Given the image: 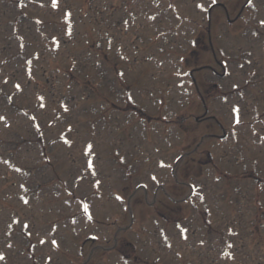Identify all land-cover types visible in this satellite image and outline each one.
<instances>
[{"label": "rangeland", "instance_id": "obj_1", "mask_svg": "<svg viewBox=\"0 0 264 264\" xmlns=\"http://www.w3.org/2000/svg\"><path fill=\"white\" fill-rule=\"evenodd\" d=\"M261 21L0 0V264H264Z\"/></svg>", "mask_w": 264, "mask_h": 264}, {"label": "snow or ice", "instance_id": "obj_2", "mask_svg": "<svg viewBox=\"0 0 264 264\" xmlns=\"http://www.w3.org/2000/svg\"><path fill=\"white\" fill-rule=\"evenodd\" d=\"M249 2H251V0H249ZM56 6H57V0H52V7H56ZM198 7H199V5H198ZM260 23L264 24V21H261ZM17 87H19V85H17ZM234 111H236V110L234 109ZM0 119H3V118L0 117ZM237 122H239V121L237 120ZM89 166H91V165H89ZM84 211L88 212V206L87 205H84ZM41 242L43 243V241H41ZM53 244H55V241H53Z\"/></svg>", "mask_w": 264, "mask_h": 264}]
</instances>
